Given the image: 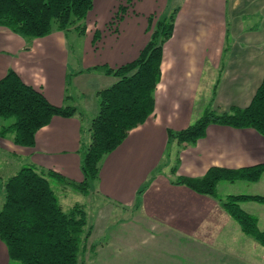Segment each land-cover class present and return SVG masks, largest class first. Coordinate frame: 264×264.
<instances>
[{
    "label": "crops",
    "instance_id": "0c3cea01",
    "mask_svg": "<svg viewBox=\"0 0 264 264\" xmlns=\"http://www.w3.org/2000/svg\"><path fill=\"white\" fill-rule=\"evenodd\" d=\"M175 8L154 111L99 163L91 193L123 216L105 226L101 216L97 229L93 225L92 237L100 234L106 242L98 246L95 264H264V246L242 231L218 198L176 183L181 175L202 177L213 166L264 163V135L253 128L211 124L196 143L179 145L169 137V130L187 128L208 107L225 112L250 104L264 78V0H94L85 32L71 29L79 48L74 73L69 72L71 30L28 41L0 26V79L15 70L53 104L75 105L82 112L54 116L37 131L31 147L14 143L12 133L0 134V178L35 165L81 182V151L88 143L85 99L90 93L98 98L92 105L98 110L97 92L114 81L105 67L136 59L150 39L149 16ZM92 70L101 74L88 79ZM200 96L204 99L198 102ZM70 188L63 183L64 200ZM221 193L264 197V174L256 182L228 181V191ZM240 205L264 229V201ZM0 264H13L1 239Z\"/></svg>",
    "mask_w": 264,
    "mask_h": 264
},
{
    "label": "trees",
    "instance_id": "16d2710c",
    "mask_svg": "<svg viewBox=\"0 0 264 264\" xmlns=\"http://www.w3.org/2000/svg\"><path fill=\"white\" fill-rule=\"evenodd\" d=\"M93 5L94 0H0V26L28 41L55 30L68 32L74 28L83 34L84 22ZM177 10L157 18L149 16L150 39L136 59L116 68L105 67V73L112 75L114 81L97 92L98 110L88 128L89 142L83 144L81 151L84 174L81 182L35 165L22 166L9 178H0V239L7 247L10 260L20 264H87V253L95 258L98 246L106 244L91 241L93 225L89 224L85 205L75 203L64 209L51 181H60L89 194L99 177L102 158L153 113L162 74L163 49L174 33ZM97 34L95 31V40ZM218 84L219 79L213 87L211 101ZM81 113L75 105L53 104L15 70H9L0 79V118L13 120L1 128L0 134L12 133L14 143L20 146H33L37 131L54 116ZM211 124L253 128L264 135V78L248 106H231L225 112L209 107L187 128L169 130L170 140L179 145L196 143ZM263 174L264 163L239 169L213 166L202 177L181 175L176 183L218 198L242 231L264 246V229L259 228L258 218L240 205L245 201L263 202L264 197L251 194L220 197L217 189L220 181L256 182Z\"/></svg>",
    "mask_w": 264,
    "mask_h": 264
},
{
    "label": "rangeland",
    "instance_id": "374dc122",
    "mask_svg": "<svg viewBox=\"0 0 264 264\" xmlns=\"http://www.w3.org/2000/svg\"><path fill=\"white\" fill-rule=\"evenodd\" d=\"M157 17L158 16H156V18ZM76 37H77L76 33L73 30L68 32V41H69V49H70V61H69L70 62V68H69L70 73H74L75 68L77 67L76 55L78 53L79 48L77 45L78 44L77 43L78 38H76ZM79 45H80V43H79ZM92 71L93 72L91 74L86 76L88 79H90V78L95 79V75L101 74V72L98 70H92ZM73 77H74L73 75H70L69 80H71V78H73ZM106 79H108V78H106ZM72 81L74 82V78L71 80V82ZM104 81H105V79L101 82H104ZM107 84H110V83H107ZM214 85H213V87H214ZM70 86H71V88H73L72 84ZM212 94H213V89H212ZM94 99L98 102V98H94L92 96V93H90L88 95V98L85 99L86 100L85 102H88L89 105H87V106H89V107L87 108L86 105H82L83 108H84V106L86 108L85 109V113L87 116V119H86L87 120V122H86V133H87L86 137H87L88 142H89L88 128L90 126L89 119L93 118L97 112V105L95 106L94 109L92 108V105L95 102ZM200 99H204L203 96L199 97L198 102L200 101ZM12 121H13L12 119L0 118V125H7V124L11 123ZM51 185H52V188L54 189V191L56 192V195L58 196L59 201L61 202V204L63 205V207L65 209L69 208L70 206H72L75 203H79L81 201L84 202L85 207H86V211L88 213L89 224L96 226V229H97V225H98V222H99L101 216H104V218H105L104 219L105 223L102 226L111 224L113 221H115L119 218H122V216H123V212L119 208H117V207L112 208L111 206H107L106 205L107 202H105L100 197L96 196L95 194H93L91 192L88 195H84V194L70 188L68 191H66V195L68 198L66 200H64L61 196L63 183L60 181L54 180V181H51ZM219 191H221L222 193L224 191H228V181H226L222 184L220 189H218V192ZM263 225H264V222H262V226ZM92 239L95 242L102 241V235L96 233L93 235ZM91 258H92V255L87 253V256H86L87 264H95L97 257L92 258V259ZM13 264H20V263L13 261Z\"/></svg>",
    "mask_w": 264,
    "mask_h": 264
}]
</instances>
